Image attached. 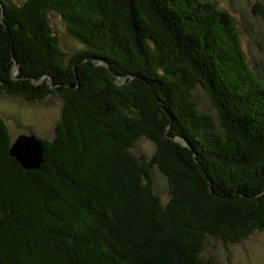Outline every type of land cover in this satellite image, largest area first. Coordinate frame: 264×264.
<instances>
[{
    "label": "trees",
    "instance_id": "trees-1",
    "mask_svg": "<svg viewBox=\"0 0 264 264\" xmlns=\"http://www.w3.org/2000/svg\"><path fill=\"white\" fill-rule=\"evenodd\" d=\"M0 4V94L60 102L34 169L9 155L0 113V264H216L208 239L264 232V67L233 12L215 0ZM53 17L81 50H64Z\"/></svg>",
    "mask_w": 264,
    "mask_h": 264
},
{
    "label": "rangeland",
    "instance_id": "rangeland-1",
    "mask_svg": "<svg viewBox=\"0 0 264 264\" xmlns=\"http://www.w3.org/2000/svg\"><path fill=\"white\" fill-rule=\"evenodd\" d=\"M215 1L237 16L238 22L242 23L238 28L249 60L264 67V20L261 18V15L264 16V11L258 9L264 6V0ZM10 2L21 5L24 0H10ZM256 2L261 4L254 5ZM51 21L66 52L74 54L82 49L83 46L67 34L58 18L53 17ZM195 94L197 99L203 102L204 110L215 114L203 88L196 87ZM0 113L9 127L12 139L20 135L51 138L55 123L60 117V102L56 97L49 96L43 102L28 103L19 97L2 93ZM139 147L149 154L154 149L153 143L146 138L140 140ZM155 183L158 191L166 195L165 182L156 174ZM206 243L205 253L211 255L216 264H264V232L256 233L238 244L225 246L212 239H208Z\"/></svg>",
    "mask_w": 264,
    "mask_h": 264
},
{
    "label": "water",
    "instance_id": "water-1",
    "mask_svg": "<svg viewBox=\"0 0 264 264\" xmlns=\"http://www.w3.org/2000/svg\"><path fill=\"white\" fill-rule=\"evenodd\" d=\"M0 8L2 6L0 5ZM9 154L25 169H34L42 161L43 148L33 135H20L12 140Z\"/></svg>",
    "mask_w": 264,
    "mask_h": 264
}]
</instances>
